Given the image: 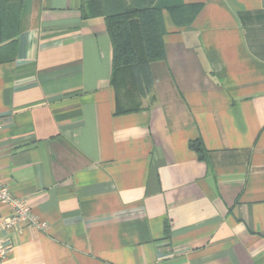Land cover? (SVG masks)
Returning <instances> with one entry per match:
<instances>
[{"label": "crops", "instance_id": "1", "mask_svg": "<svg viewBox=\"0 0 264 264\" xmlns=\"http://www.w3.org/2000/svg\"><path fill=\"white\" fill-rule=\"evenodd\" d=\"M27 1L0 177L45 227L0 233V264H264V0H182L164 58L114 73L82 0Z\"/></svg>", "mask_w": 264, "mask_h": 264}, {"label": "trees", "instance_id": "2", "mask_svg": "<svg viewBox=\"0 0 264 264\" xmlns=\"http://www.w3.org/2000/svg\"><path fill=\"white\" fill-rule=\"evenodd\" d=\"M26 0H0V49L7 48L11 60L16 50L21 14ZM82 19L102 17L113 47V73L118 69L140 70L148 62L164 58L165 22L175 27L188 26L200 10V4L182 0H82ZM200 160H206V149L200 138L189 143Z\"/></svg>", "mask_w": 264, "mask_h": 264}, {"label": "built area", "instance_id": "3", "mask_svg": "<svg viewBox=\"0 0 264 264\" xmlns=\"http://www.w3.org/2000/svg\"><path fill=\"white\" fill-rule=\"evenodd\" d=\"M21 224H28L41 229L45 227V222L38 220L30 205L24 199L13 195L8 185L0 177V233ZM8 251L2 242V237H0V259L4 258Z\"/></svg>", "mask_w": 264, "mask_h": 264}, {"label": "rangeland", "instance_id": "4", "mask_svg": "<svg viewBox=\"0 0 264 264\" xmlns=\"http://www.w3.org/2000/svg\"><path fill=\"white\" fill-rule=\"evenodd\" d=\"M27 1V0H26ZM25 1V2H26ZM29 1V0H28ZM27 1V2H28ZM169 1H176V0H162V3L163 4H165L166 2H169ZM24 8H25V6H24ZM23 11H24V9H23ZM23 13V12H22ZM21 16H22V14H21ZM9 52V49H7L6 47L5 48H1L0 49V59H2V58H5V57H7V55H9V54H7Z\"/></svg>", "mask_w": 264, "mask_h": 264}]
</instances>
